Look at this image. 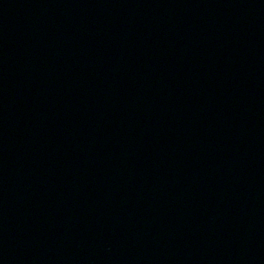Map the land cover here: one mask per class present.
<instances>
[{
    "label": "water",
    "instance_id": "95a60500",
    "mask_svg": "<svg viewBox=\"0 0 264 264\" xmlns=\"http://www.w3.org/2000/svg\"><path fill=\"white\" fill-rule=\"evenodd\" d=\"M0 264H264V0H0Z\"/></svg>",
    "mask_w": 264,
    "mask_h": 264
}]
</instances>
